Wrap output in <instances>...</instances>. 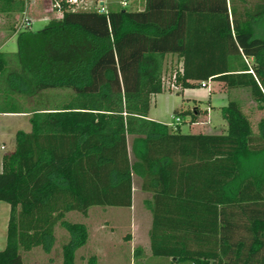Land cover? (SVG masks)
I'll return each instance as SVG.
<instances>
[{
	"label": "trees",
	"instance_id": "1",
	"mask_svg": "<svg viewBox=\"0 0 264 264\" xmlns=\"http://www.w3.org/2000/svg\"><path fill=\"white\" fill-rule=\"evenodd\" d=\"M62 5L61 17L19 33L17 52H0V113H32V130L17 131L2 157L10 216L0 264H29L22 251L35 247L50 252L57 225L69 234L62 264H75L88 229L66 214L130 208L134 177L152 194V256L264 264V120L254 131L238 99L221 108L220 134L149 119L153 95L207 80L247 89L264 107V0H145L139 11L107 12ZM24 10V0H0V13ZM168 55L181 61L171 87Z\"/></svg>",
	"mask_w": 264,
	"mask_h": 264
},
{
	"label": "rangeland",
	"instance_id": "2",
	"mask_svg": "<svg viewBox=\"0 0 264 264\" xmlns=\"http://www.w3.org/2000/svg\"><path fill=\"white\" fill-rule=\"evenodd\" d=\"M132 2V0H129ZM109 8L121 9L120 0H106ZM99 6V2L80 0L75 10H94ZM127 10H134L135 7L129 3ZM44 27L43 22L35 21L32 24L33 30L37 31ZM17 48V45H16ZM168 70H166L164 82L166 87H171V72L177 65L176 60H170ZM170 66V67H169ZM212 91L200 83L188 85L178 92L165 89L162 93L152 96L149 116L154 120L168 125L174 123L177 115L174 110L179 108L184 110L183 121L178 125L183 133L189 132L192 116L195 111L201 118H206L207 110L213 118V124L216 126L213 130L220 128V122H225L221 114V108L226 106L230 100L238 99L244 113L249 117L254 131H259L261 121L264 120V107L253 100L249 91L243 88H230L223 83L209 81ZM57 90L56 92H59ZM19 120H22L19 121ZM202 120V119H201ZM217 120V121H216ZM19 121L21 127H26V122L22 117L0 116V134H3V141H6L7 150L13 145L12 136L9 135L5 127L10 123ZM226 124V122L224 123ZM4 128L6 130H4ZM4 152V151H2ZM142 197H138V192L133 194V206L131 209L125 207L113 206H93L90 208L87 216L74 212L67 216L68 220L80 222L87 226L90 240L87 244L79 247L75 254V264H88L92 256L96 257V264H168V259L164 257H155L151 255V250H143L144 236L149 219L142 204ZM140 210L142 223L139 224ZM10 216V205L5 201H0V250L4 249L7 243V228ZM151 216V215H150ZM138 227L135 234L136 247L133 249L132 242H129L132 232ZM148 237V236H147ZM69 240L68 232L61 226L56 230V242L50 252L46 253L41 247H35L30 251H22V257L29 264H62V245ZM139 246L142 250L139 255L135 254V249Z\"/></svg>",
	"mask_w": 264,
	"mask_h": 264
},
{
	"label": "crops",
	"instance_id": "3",
	"mask_svg": "<svg viewBox=\"0 0 264 264\" xmlns=\"http://www.w3.org/2000/svg\"><path fill=\"white\" fill-rule=\"evenodd\" d=\"M24 1H25V10L23 12L0 13V52L11 53V54L17 52V48H16L17 37H18L19 33L24 30V29L19 27V22H20L23 15H25L27 13L30 14L31 17L33 18L32 24L35 21H37V22H43L44 25L47 24V22L50 19L55 18V16H56V12L54 10H52L53 9L52 4H53L54 0H24ZM87 1H95V3L99 2V4L104 2L105 5L108 7V10L112 9V8H109L106 0H87ZM128 2L132 3L134 5V7H135L134 11L142 10L144 8V5H145V0H132V2H130L128 0ZM29 29L33 30L32 25ZM176 59H177L176 67L179 69L181 67L180 59H178L177 56L168 55L167 60H166L165 70H168V64L171 63L170 60H176ZM215 82H217V84H221V82H218V81H215ZM207 88L210 91H212V87H211L210 83H209V87H207ZM20 99H21L20 102L23 104L22 96H20ZM29 102H30V100L28 98H26L24 106L28 107ZM182 111H184V110H182ZM208 112H209V110H207V114L205 115L206 118H201L202 116L200 117L199 113H197L195 111V113H194L195 119H193V116H192L191 123L189 124L190 130H189V132H186L185 134H220V133L224 132V130L226 129V124H224L225 122H222V123L220 122V124H221L220 128L216 131L213 130L214 128H216V126H211L213 124V118L211 117V115ZM0 116L22 117V118H24V120L26 122V127H21V125L18 124V122L19 121L22 122V120H19L18 122L15 121L13 123H10L9 127H5L8 130L9 135L12 136L11 138L13 139L12 148L9 151H7V152H10L15 147L16 132L19 130H22L24 132H30L32 130V122H31L32 113H28L25 111L6 112V113H0ZM149 119L154 120L150 116H149ZM154 121L159 122L158 120H154ZM5 128H4V130H6ZM5 142L6 141H3V134H0V171L2 170V157L6 153L5 150H7V146H6ZM2 151H4V152H2ZM136 191L138 192L139 200H140V197L143 198L142 204L144 206L145 212L147 213L148 219H149V223H148V226H146V231H145L146 233H145L144 240H143L144 241L143 242L144 243L143 250H147V252H148V250L150 249V244H151L150 237H149V230L152 226V213L146 207L145 202H146V200H150L152 198V194L149 192L143 191L141 189L140 179L137 177H134L132 200H133V194ZM132 206H133V201H132ZM132 206L129 209H131ZM72 213H74V212L73 211L68 212L66 214V218H67V216H70ZM139 218H140V221H139V224H140V223H142V221H141V219H142L141 210H140ZM58 226L59 225H57L55 227V242H56V230H57ZM138 231L139 230L137 227L136 230H134L132 232V236L131 237L128 236V238H131V240L129 242H132L133 249L136 247L137 242H135V234ZM90 237H91V235L89 234V231H88V239H87L86 244L90 240ZM141 250L142 249L139 246H137V248L135 249V251H136L135 254L139 255L141 253ZM168 264H171V259H168Z\"/></svg>",
	"mask_w": 264,
	"mask_h": 264
},
{
	"label": "built area",
	"instance_id": "4",
	"mask_svg": "<svg viewBox=\"0 0 264 264\" xmlns=\"http://www.w3.org/2000/svg\"><path fill=\"white\" fill-rule=\"evenodd\" d=\"M80 0H54L53 1V9L56 12V16L55 18H59L63 15V8H62V4L63 2L67 3L69 6H72L73 4L76 6V4L79 2ZM120 4L122 7H127L129 5L128 0H120ZM98 11L100 12H107L108 7L105 5L104 2H102L101 4H99ZM33 22V18L31 17L30 14H25L22 16L20 22H19V27L26 30L29 29L32 25ZM209 81H202L201 85L205 86V87H209ZM182 121V118L177 116L174 120V123L171 125V127H175L176 125L180 124Z\"/></svg>",
	"mask_w": 264,
	"mask_h": 264
}]
</instances>
